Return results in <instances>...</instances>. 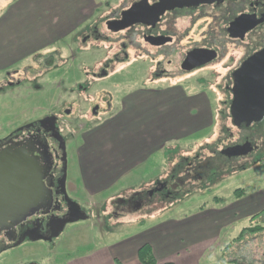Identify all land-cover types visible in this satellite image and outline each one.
Segmentation results:
<instances>
[{
	"label": "rangeland",
	"instance_id": "rangeland-1",
	"mask_svg": "<svg viewBox=\"0 0 264 264\" xmlns=\"http://www.w3.org/2000/svg\"><path fill=\"white\" fill-rule=\"evenodd\" d=\"M123 1L126 0H0V139L50 114L67 117L64 110L70 106L69 97L80 99L81 111L75 112L76 108H72L73 114L66 118L70 126L62 127L61 132L69 139L67 184L71 198L90 214L95 217L96 210L102 212L100 223L93 219L92 222L70 225L54 246L27 244L3 255L0 264L76 263L74 259L93 254L106 256L109 252L105 249H115L121 256L136 244L145 243L154 245L157 264L165 256L177 264H264V230L257 236H245L243 241L233 244L229 253L222 249L243 228L256 225L243 216L255 207L250 204L252 196L260 195L259 191L264 190V162L255 167L248 164L245 171L237 168V171L230 172V178L223 175L219 183L214 184L217 187L214 186L212 192L202 193L194 187L188 195L181 193L172 201L156 200L154 205L138 210L117 212L112 207L114 200L146 193L157 179L172 172L173 164H177L183 155H195L202 149L203 157L208 158L210 150L206 149L207 145L221 149L230 141H236L238 135L232 128L235 137L230 139V121L225 119L220 106L223 97L216 99L209 94L203 97V101L215 108L210 114L215 126L204 133L202 143L180 146L179 149L170 143L169 148L166 146L165 150L159 151L158 148L157 151L158 144L177 132L181 122L188 118L189 109L172 93L158 97L143 94L152 87L148 81L146 53L141 56L133 48H128L127 63H112L110 76L102 82L93 79V74L99 73L103 64L114 60L116 54L123 56L124 37L109 33L104 26L110 12L106 4L115 9ZM16 5L21 6L17 8ZM189 25V20L178 22L181 29ZM72 26L75 27L73 30L67 29ZM95 26L102 34L101 39L85 40ZM201 32L191 33L183 42L184 47L187 49L191 42L199 40ZM145 49L148 50L147 46ZM230 53L234 64L243 54L234 47H230ZM174 59L179 60L178 57ZM81 86L89 90L87 94L84 91L82 96H77ZM73 90L77 92L73 93ZM124 101H127L126 106ZM206 115L203 110V117ZM260 128L264 129V125ZM88 132L95 135L85 159L84 154L80 155V148L84 147L83 135ZM250 132L257 133V129ZM261 142L264 143V139ZM151 152L154 153L148 160L134 165L130 173L115 181L114 186L93 198L81 186V162H93L94 172L99 173L105 182L111 179L108 173L113 169L110 167H125L129 158L145 153L148 156ZM166 152H172L171 163L166 165L164 176L157 175L153 165ZM72 183L78 184L79 189L73 191ZM238 189L243 192L237 203L235 191ZM213 196L223 198V204L215 205ZM224 208L229 210L222 211ZM214 210L220 211L210 215ZM228 216L230 223L217 236V230H213L215 225L226 223ZM260 227H264V221ZM111 255L110 252L106 258L100 257L99 260L98 257L88 264H113Z\"/></svg>",
	"mask_w": 264,
	"mask_h": 264
},
{
	"label": "flooded vegetation",
	"instance_id": "flooded-vegetation-1",
	"mask_svg": "<svg viewBox=\"0 0 264 264\" xmlns=\"http://www.w3.org/2000/svg\"><path fill=\"white\" fill-rule=\"evenodd\" d=\"M143 1L146 2L145 7L152 10V7L159 4L161 0H126L115 9L111 8L109 3L106 4L110 12L109 17L104 21V26L109 33L124 37L121 46L123 56L121 57L120 53L116 54L114 60L103 64V71L101 69L99 73L93 74V79L102 82L103 79L110 76L109 69L112 67V63L113 65L127 63L128 48H133L141 56L146 53V60L149 61L148 81L152 85L150 90L153 89L157 92L179 90L181 93L191 92L194 95H201V97L209 94L215 98L223 97L220 100V106L223 108L221 111L225 115V119L230 121V139L235 137L232 128L237 130L238 135L236 141H230V144L224 145L221 149L207 145L206 149L210 150L208 158L203 157L202 149L195 155H183L177 164H173L172 172L170 171L171 173L163 179H157L154 186L146 193H137L130 199L112 201L111 205L117 212L138 210L150 204L154 205L157 203L156 200L158 202L172 201L181 193L190 194L194 187H198L202 193L212 192L213 187L219 183L223 175H228L230 178V172L237 171L235 170L237 168L245 171L248 169V164L255 167L264 162V143L261 142L264 139V129L260 128L264 125V119L249 127L243 124L238 128L234 125L231 116L236 72L247 60L264 51V0H181L179 4H176L177 6L167 10L155 25L135 24L118 33L108 29V22L120 20L123 12ZM182 20H189V27L181 29L178 22ZM196 28L198 31H202L200 39L191 42V46L186 49L183 42L191 33L197 32ZM101 37L102 34L95 26L85 36V40L88 38L98 40ZM145 46L148 50L145 49ZM230 47L238 48L243 52L235 64L234 57L230 55ZM179 51H182L181 54ZM177 54L180 56H176ZM174 57H178L179 60H175ZM88 90L81 86L78 92L73 90V93L77 92V96H82L81 93L86 91L85 94H87ZM69 99H71L70 106L64 110L67 117L73 114L72 108H76L75 112L81 111L82 108L80 99L72 97ZM211 109L215 110L214 106H211ZM218 110L216 107V111ZM52 117L55 118L57 131L64 138L65 146L61 145L53 136V133L49 131V126L44 129L40 124ZM67 117L50 114L43 120L30 122L0 139V152L6 148L19 149L35 157L45 167L44 182L54 200L50 211L42 210L15 228L0 233V258L27 244L45 243L54 246L56 240L63 235L68 226L77 224H67L60 237L52 239L57 223L69 220L71 217V201L79 204L81 209L86 212L88 219L85 222H92L93 219H96L100 223L102 220L100 209L96 210L94 217L77 200L71 198L67 179L66 182L64 180L67 174V162L63 160V155L64 148L67 153L69 139L61 132L62 127L70 126ZM252 129H257V133L251 134L250 130ZM243 145H248L250 150L245 155L228 157L222 153L228 148ZM216 161L218 164L215 163ZM262 191L264 190L259 191L260 195L255 197L253 195L252 201L248 200L251 201L250 204L253 206L264 205ZM242 192V189L235 191L237 203ZM213 200L215 205L224 202L220 196H213ZM253 212L248 211L246 214L251 213V215L245 214V218L256 225L243 228L238 236L242 233H245L246 236L260 234V232L252 234L249 229L260 227L261 221H264V209Z\"/></svg>",
	"mask_w": 264,
	"mask_h": 264
},
{
	"label": "water",
	"instance_id": "water-1",
	"mask_svg": "<svg viewBox=\"0 0 264 264\" xmlns=\"http://www.w3.org/2000/svg\"><path fill=\"white\" fill-rule=\"evenodd\" d=\"M180 1L161 0L152 10H148L145 7L146 2L143 1L123 12L120 20L108 22V29L118 33L135 24L155 25L167 10L177 6ZM233 93L231 116L236 127L240 128L243 124L249 127L264 119V51L247 60L236 72ZM54 119L48 118L40 124L44 129L49 126V131L65 146ZM64 151L63 160L67 162L65 148ZM249 152L248 145L234 146L222 151L228 157H238ZM45 175V167L29 153L13 148L0 152V233L15 228L42 210H51L54 200L46 188ZM66 179L67 174L65 182ZM70 206V219L57 223L52 239L60 237L67 224L88 219L79 204L71 201Z\"/></svg>",
	"mask_w": 264,
	"mask_h": 264
},
{
	"label": "crops",
	"instance_id": "crops-1",
	"mask_svg": "<svg viewBox=\"0 0 264 264\" xmlns=\"http://www.w3.org/2000/svg\"><path fill=\"white\" fill-rule=\"evenodd\" d=\"M21 5H23V4H21ZM21 5H16L15 7L18 6L17 8H20L19 6H21ZM82 22H84V20H82ZM0 26H1V23H0ZM74 28L75 27L72 26V28H67V29L73 30ZM145 92L146 93H143V94H146V96H148V97H154V96L158 97L160 95H164V94H168V93L175 94L176 100L179 101V103H181V104L183 102L185 104H187V107L189 109L188 113H186L189 115L188 118L186 120H184L183 122H181L182 125L179 127L177 132L175 131L172 134H170L168 137H165V139H163V141L160 144H158L157 149H156L157 151H158V148H159V151L161 149L165 150L166 146H167V148H169L170 143H174L176 145L177 149H179L180 146L186 147V146L191 145V144H193V145L200 144L204 140V133L210 131L211 128H214L215 120H213L210 117V114L213 113L214 110L211 109V106H209L208 103L203 101L204 98L201 97V95H194V93H191V92L181 93L179 90L178 91H163L162 90L160 92H157L156 90L152 89V90H147ZM125 102H127V101H124V104L126 106L127 103H125ZM132 103H133V105L135 104V102H133V101H132ZM203 110L207 114L205 116V118L203 117ZM197 114H199V115L197 116ZM92 129H94V128H92ZM77 131H78V129L76 130V132ZM94 135L95 134H90L89 132L87 134L83 135L84 136L83 137L84 147L80 148V150H81L80 155L83 156V154H84L85 159H86V156L89 155L90 151H88V150H89V148H91L92 142H94L93 141ZM73 138H75V136H73ZM197 138H200V139L196 140ZM185 141L188 143H185ZM153 151H154V149H153ZM153 153L154 152H151L148 156L146 153H145V155H143V154L139 155L138 154L133 159L129 158L130 161H129L128 165L125 167H117V168L116 167H110L111 169H113L108 173V174H110L109 176H111V179L108 181H105V182H103L101 180L102 177L100 176L99 173L94 172L92 165H91V164H93V162H89L90 164L89 163L82 164V162H81V165H79V167L81 169V171H80L81 186L84 188L85 193H87L90 197L93 198L94 196L99 195L102 191H104V189H107L109 186L110 187L114 186L116 184L115 181L117 179H119L121 176H125L128 173H130V171L133 169L132 167L134 165L135 166L141 165L142 162L145 160H148L149 157L151 155H153ZM171 153L166 152V153H164L163 157L158 158V160H159L158 163H155L153 165V170H156L155 174H157V175L160 174L162 176L165 175V173H163V172L166 168V165L169 166L168 164L171 163V157H170ZM152 158H153V156H152ZM122 160H124V159H122ZM153 170H152V173H153ZM71 186L73 188V191L79 189L78 184L72 183ZM261 208L264 209V205H262V206L256 205L252 210L254 212H256L258 210H262ZM228 210H229L228 208H224L222 211L227 212ZM219 211L220 210H214L210 215H213V214L216 215L215 212H219ZM229 214H230V212H229ZM246 215H244L243 218H245ZM248 215H251V213ZM227 220H226V223H224V224L217 223L215 225V229H213V230H217L216 231L217 236L220 234V232L222 231L224 226L225 225L227 226L230 223L229 216L227 217ZM216 239L218 241V238H216ZM146 244H149L153 247V251L155 254L156 249H155L154 245L151 243H145V244H142L140 246L136 244L135 247L132 248V250L130 252L128 251L121 256H119L117 254L115 249H113V250L105 249L104 251L112 253L110 259L112 260L113 264H126L129 262H131L132 264H142L139 260V250L141 247H143ZM222 247H223L222 249L225 253H229L230 252V248H229L230 247V241L228 242V244H225ZM178 254H180L179 251H178ZM106 256H105V254H101V253L93 254V255H90L86 258H80L78 260L74 259L75 261H77L76 263H73L74 261H72V262H69L67 264H86V263L88 264V263L94 262L95 258L99 257V260H100V257L106 258ZM156 256H157V253L155 254V257ZM170 259L168 256H165L161 260L160 264H165L168 262L177 264L176 261L170 260ZM156 260H157V257H156ZM157 263H158V260H157Z\"/></svg>",
	"mask_w": 264,
	"mask_h": 264
},
{
	"label": "trees",
	"instance_id": "trees-1",
	"mask_svg": "<svg viewBox=\"0 0 264 264\" xmlns=\"http://www.w3.org/2000/svg\"><path fill=\"white\" fill-rule=\"evenodd\" d=\"M247 230V229H246ZM264 230V227H255L249 229V231L254 234L257 232H262ZM245 233H242L240 236H237L231 243L230 247L233 246V244L243 241V238L245 237ZM139 260L142 264H156L157 260L153 251V247L149 244L144 245L139 250ZM165 264H174L171 262L165 263Z\"/></svg>",
	"mask_w": 264,
	"mask_h": 264
}]
</instances>
